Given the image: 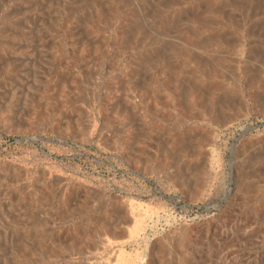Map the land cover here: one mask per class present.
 <instances>
[{"label": "rangeland", "instance_id": "obj_1", "mask_svg": "<svg viewBox=\"0 0 264 264\" xmlns=\"http://www.w3.org/2000/svg\"><path fill=\"white\" fill-rule=\"evenodd\" d=\"M0 264H264V0H0Z\"/></svg>", "mask_w": 264, "mask_h": 264}, {"label": "bare ground", "instance_id": "obj_2", "mask_svg": "<svg viewBox=\"0 0 264 264\" xmlns=\"http://www.w3.org/2000/svg\"><path fill=\"white\" fill-rule=\"evenodd\" d=\"M126 219H127V218H126ZM139 225H140V221L136 219V221H135V226H134V231H136V230L139 228ZM122 257H123V255H122ZM122 257H121V258H122ZM121 258H120V259H121ZM143 261H144V260H143Z\"/></svg>", "mask_w": 264, "mask_h": 264}]
</instances>
